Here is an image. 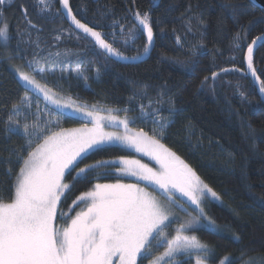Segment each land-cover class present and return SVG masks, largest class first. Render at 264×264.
<instances>
[{
    "label": "trees",
    "instance_id": "trees-1",
    "mask_svg": "<svg viewBox=\"0 0 264 264\" xmlns=\"http://www.w3.org/2000/svg\"><path fill=\"white\" fill-rule=\"evenodd\" d=\"M51 3L53 7L50 11L40 13L35 0H14L12 5L5 0L4 17L10 26L12 53L15 54L16 33L20 30L25 33V43L21 47L28 49L27 59L32 58L34 45L27 42L28 25L21 11L23 7L27 9V17L37 25V29H31V40L39 36L43 49L40 58L49 52H59L60 56L53 58L62 62L55 66V73H47L43 79L37 78L60 96H71L78 103L87 104L88 108L95 104L97 110L113 109L123 118L127 115L132 124L145 131H149V127L138 119L139 106L147 105L148 97L154 98L156 92L166 86L165 91L183 111L175 117L162 143L192 167L221 197L219 202L205 200L204 206L207 215L222 233L204 229H196L193 233L211 246L214 252L212 264H220L225 257L230 258L232 264H248L249 261L264 264V205L261 204V198H264V139L260 138L264 137V103L260 102L258 84L250 74L245 75L247 68L244 59L246 44L264 35V10L250 0H159L158 7H153V0H70L73 14L81 22L94 26L114 47L128 56L143 53L144 35L137 33L139 39L126 49L119 28L115 29L113 40V28L110 26L114 21H119L127 31L134 23L136 10L150 13L154 49L146 61L124 65L101 55L87 37L65 21L58 0H51ZM224 4L236 6L238 12L235 19L224 10ZM189 6L192 12H188ZM193 13L202 15L206 22L203 48L199 47V32L187 31L188 21L185 17ZM237 33L242 38L247 33V39L240 41L245 45L244 51L234 53L233 40ZM56 35L61 36L59 41L54 39ZM177 37L181 38L180 44H177ZM193 44L197 45L195 56L189 50ZM233 54L236 59L230 60ZM80 60H83L82 68L88 76L86 82L71 72V68L76 67ZM24 64L23 59H17L14 63L0 59V194L5 197L10 195L9 188L19 171L17 157L13 155L9 159L11 149H18L25 143L16 136L5 138L9 113L25 95L26 90L17 81L14 70ZM254 66L264 80V47L254 50ZM60 67L69 68L63 77ZM223 68L230 71L223 72ZM234 68L241 70L232 71ZM212 72L219 73L215 82L211 80ZM205 76L209 77V81L201 87ZM237 87L245 92V99H241ZM144 90H147V97ZM125 108L128 109L127 113L122 111ZM18 118L22 122L25 119L23 113ZM28 120L31 121L32 117H28ZM242 121L245 122L244 127H241ZM85 123L77 118H64L59 127L80 128ZM247 124L256 129L255 139L247 135ZM53 130L58 128L54 127ZM120 156L139 159L155 168L142 154L119 145L97 152L80 166ZM116 180L117 176L113 174L99 181L90 178L89 183L77 185L75 190L66 194V199L62 197L58 219L66 222L67 216H74L80 210L79 207L73 211L69 209L73 201L89 190L92 184L115 183ZM66 182L71 183V177H66ZM120 182L137 181L133 177H122ZM139 183L146 184L144 181ZM61 212L66 216H61ZM235 236H239V240ZM155 245L154 242L152 252H155ZM187 264H194V261L190 259Z\"/></svg>",
    "mask_w": 264,
    "mask_h": 264
},
{
    "label": "snow or ice",
    "instance_id": "snow-or-ice-1",
    "mask_svg": "<svg viewBox=\"0 0 264 264\" xmlns=\"http://www.w3.org/2000/svg\"><path fill=\"white\" fill-rule=\"evenodd\" d=\"M13 2L14 0H7L8 5ZM59 3L75 28L81 30L85 37L92 38L94 49L98 47L101 55L121 61L135 62L141 59L139 52L133 56L125 55L94 26L81 22L73 14L70 0H59ZM4 6L5 0H0V41L3 42L0 44L3 49L0 59L10 63L17 59L25 61L24 65L14 69L18 80L43 95L47 102L44 114L55 116V120L41 118L39 97L36 101L37 110L31 113L33 101L27 95V90L9 113L5 138L16 136L25 143L18 149H11L9 159L13 155L17 157L19 171L9 188L10 195L5 197L0 194V264H113L114 257L118 258V264H138V261L142 264L144 259H148L149 264H187L193 257L195 264H212L214 252L211 246L197 235L188 233L202 221L207 222L204 227L208 230H215V222L207 215L203 201L208 197L213 200H220L221 197L192 167L162 143L167 130L175 122V117L183 111L165 91L166 86L161 87L154 98L148 97L147 105L139 106L138 119L143 123L151 122L154 125L151 132L130 127L127 115L120 119L113 115V109L107 110V116H101L95 104L89 110L87 104H80L71 96H58L46 84L41 85L37 77L43 79L47 73H55V66L62 62L53 56L59 57L60 53L49 52L47 56L40 58L43 49L39 36L36 40H31V29H37V25L27 17V9L22 7L21 11L28 25L27 42L34 45V48L32 58L27 59L28 49L21 47L25 43V33L17 30L18 39L13 54L10 26L4 17ZM35 6L40 13H46L53 7L51 0H35ZM158 6L159 0H153V7ZM223 8L234 19L237 17L236 6L224 4ZM188 12H192L191 6ZM185 19L188 21V32H199V47L203 48V28L206 27V22L202 15L193 13ZM133 21L132 27L127 31L124 24L114 21L110 26L113 28V40L117 27L124 37L126 49L139 39L137 33L145 35L143 54L147 55L154 46L151 15L149 12L141 13L136 10ZM160 22L162 21H157ZM54 39L59 41L61 36L56 35ZM242 39H247V33L243 38L239 33L235 35L232 49L234 53L244 51L245 45L240 43ZM180 43L181 38L177 37V44ZM257 47H264V35L257 36L246 44L245 75L250 74L258 84L260 102L264 103V80L254 66V50ZM189 50L195 56L197 45L193 44ZM200 54L203 55V52ZM229 59L235 60V54L230 55ZM42 63L52 67H36ZM82 65L83 60H80L76 67L71 68V72L86 82L88 76ZM59 70L63 77L69 68L60 67ZM96 71L99 75V69ZM221 71L228 72L230 69L223 68ZM218 75V72H212L211 80L215 82ZM208 81L209 77L205 76L201 87L206 86ZM237 92L242 100L246 98L245 92L240 91L239 87ZM144 95L148 96L147 90H144ZM48 105L54 106L58 111ZM24 108L27 111L23 113L25 119L22 122L18 117ZM122 111L127 113L128 109ZM29 114L32 115L31 123L28 121ZM72 114L90 118L88 122L92 123V127L89 128L87 123L80 128L59 127L61 119H70ZM105 121L117 130L105 131ZM244 126L245 122L242 121L241 127ZM246 126L247 135L255 139L256 129L251 124ZM54 127L58 130H53ZM120 127L123 128L122 132L118 130ZM117 145L134 149L136 153L149 157L159 168L154 169L139 159L127 156L101 159L85 164L84 167L80 166L97 152L107 151ZM8 171L11 173V168ZM113 174L117 176L115 183L96 182L89 190L82 192L69 209L73 211L79 207L80 210L74 216H67L64 227H57L62 197L66 199V194L75 190L79 184L89 183L90 178L99 181L102 177ZM66 177H71V183L66 182ZM122 177H133L137 182L122 183ZM140 181L146 182L145 187L140 186ZM149 186L152 191L147 190ZM261 204L264 205V198H261ZM177 212H183L189 219L180 222L176 219ZM60 215L66 216V213L61 212ZM174 222L178 227L175 235L169 237L166 229ZM235 239L239 240V236H235ZM154 242L163 243L165 251L152 258ZM181 255L185 257L183 261L179 259ZM220 264L232 262L225 257Z\"/></svg>",
    "mask_w": 264,
    "mask_h": 264
},
{
    "label": "rangeland",
    "instance_id": "rangeland-1",
    "mask_svg": "<svg viewBox=\"0 0 264 264\" xmlns=\"http://www.w3.org/2000/svg\"><path fill=\"white\" fill-rule=\"evenodd\" d=\"M41 66L46 67V68L47 67H52V65L43 64V63L41 65H37L36 67H41ZM48 74H52V73L49 72ZM15 77H16L17 81L19 82V84L25 90H27V95L32 98L33 106H32V109H31V113H35L36 112V110H37V103H36V101H37V97H39V105H38V107H39L40 113L42 114L41 115V118L43 120L51 119V120L54 121L55 120V116H48V115L44 114L45 107H46V103L47 102L44 100L43 95L40 94V93H38V92H36V91H34L30 86H26L23 82H20L18 80V76H17L16 72H15ZM40 83H41V85H44V83H42L41 81H40ZM58 96H60V94H58ZM48 106L49 107H52L54 109V106H52V105H48ZM89 110H91V108H89ZM25 111H27L26 108L21 109V113H24ZM55 111H58V110H55ZM65 111H67V110H65ZM98 111H99V115H101V116H107L108 115V111L107 110H98ZM113 115H117L120 119H124L122 116H120L118 113H116L114 111H113ZM28 117H32V115L29 114ZM72 118H77V119H80V120H84V121L87 122V126L89 128L92 127V123L88 122L90 120V118H87V117H84V116H80V115H77V114H72ZM28 121H29V123H31L30 120H28ZM104 123H105V131H116L117 130L116 128H113V127L109 126L108 123H107V121H105ZM143 125L149 127V132H151L152 129H153V127H154V125L151 122L143 123ZM130 127L134 128V129H140L141 128L138 125L132 124L131 121H130ZM118 130L120 132H122L123 131V128L120 127ZM143 158L146 159V160H148L149 164H152V165L154 164L155 165L154 166L155 167L154 169H158L159 168V166L155 163V161L149 159V157L143 156ZM140 186L141 187H145V184L144 185L143 184H140ZM147 190L148 191H152V188L149 186L147 188ZM177 195L179 196V193H177ZM181 199H184V198L181 197ZM205 200H209L211 202H219V200H213L211 197H208ZM204 201H203V203H204ZM189 210L192 211V207L191 206H189ZM195 214L196 213L193 211V215H195ZM176 219L179 220L180 222H184L185 220L189 219V217L187 215H185L183 212H177L176 213ZM66 222L63 219H57V222H56L57 223V227H60V228L64 227L65 224H66ZM206 223H207L206 221H202L200 225H197L193 229H190L188 234H195V233H193V231L196 230V229H204V230L210 231V230H208V228L204 227V225ZM215 225H216L215 230H211L210 232H213V233H222L220 231V228L218 227V225L217 224H215ZM177 227H178L177 223L174 222V223L171 224V227H169V228L166 229V232L169 234V237H172V236L175 235V232H176V228ZM155 244H156L155 245L156 247L154 248V251L155 252H152V258H154L157 255H161L165 251V245L163 243H159V244L155 243ZM165 259L167 260L168 258H165ZM179 259L183 261L185 259V257L183 255H181V257ZM192 260L194 261V264H195V257H193ZM113 264H118V258H115V257L113 258ZM138 264H140L139 261H138ZM142 264H149V260L148 259H144L143 262H142ZM251 264H253V262H251Z\"/></svg>",
    "mask_w": 264,
    "mask_h": 264
},
{
    "label": "water",
    "instance_id": "water-1",
    "mask_svg": "<svg viewBox=\"0 0 264 264\" xmlns=\"http://www.w3.org/2000/svg\"><path fill=\"white\" fill-rule=\"evenodd\" d=\"M250 1H251L255 6H257L258 8L264 10V0H250ZM58 5H59L60 12L63 13V17H64L65 21L69 24V26H70L72 29H74L75 31L80 32L82 35L85 36V34H84L81 30L76 29V28H75V25L72 24L70 18L67 17L66 11H64V10L62 9V5L59 3V0H58ZM144 37H145V35H144ZM87 38H88V39L94 44V41H92V38H91V37H87ZM145 39H146V37H145ZM97 48H98V47H97ZM98 49H99V48H98ZM153 49H154V46L152 47V49L149 51V53H148L147 55H144V54L142 53V54H141V59H140L139 61H135V62H132V61H121V60H117L115 57H110V58H108V59H110V60H112V61H114V62H116V63H119V64H124V65H135V64H139V63H142V62L146 61V60L150 57V55H151ZM99 50H100V49H99ZM100 51H101V50H100Z\"/></svg>",
    "mask_w": 264,
    "mask_h": 264
}]
</instances>
